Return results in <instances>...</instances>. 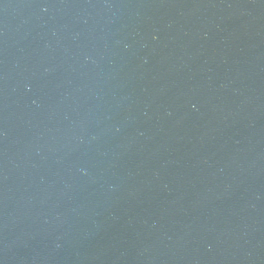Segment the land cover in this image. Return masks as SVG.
I'll return each mask as SVG.
<instances>
[{
	"label": "water",
	"instance_id": "95a60500",
	"mask_svg": "<svg viewBox=\"0 0 264 264\" xmlns=\"http://www.w3.org/2000/svg\"><path fill=\"white\" fill-rule=\"evenodd\" d=\"M0 264H264V0H0Z\"/></svg>",
	"mask_w": 264,
	"mask_h": 264
}]
</instances>
